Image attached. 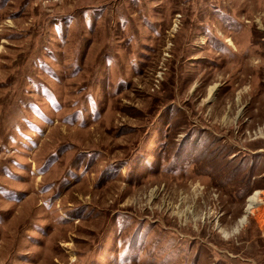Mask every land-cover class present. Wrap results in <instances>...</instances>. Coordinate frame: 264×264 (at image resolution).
<instances>
[{
	"label": "rangeland",
	"instance_id": "rangeland-1",
	"mask_svg": "<svg viewBox=\"0 0 264 264\" xmlns=\"http://www.w3.org/2000/svg\"><path fill=\"white\" fill-rule=\"evenodd\" d=\"M0 264H264V0H0Z\"/></svg>",
	"mask_w": 264,
	"mask_h": 264
},
{
	"label": "bare ground",
	"instance_id": "bare-ground-1",
	"mask_svg": "<svg viewBox=\"0 0 264 264\" xmlns=\"http://www.w3.org/2000/svg\"><path fill=\"white\" fill-rule=\"evenodd\" d=\"M230 42H232V40H230ZM213 91V88H212ZM260 199L258 197V192H256L255 194H253L252 196L249 197L248 199V208L246 209V214L239 220V226H242L243 224H245V222L247 221V214L249 213L250 209L253 208V205L255 203H259Z\"/></svg>",
	"mask_w": 264,
	"mask_h": 264
}]
</instances>
